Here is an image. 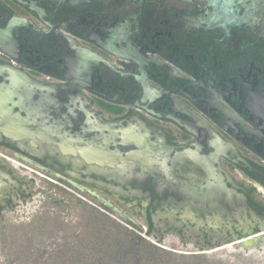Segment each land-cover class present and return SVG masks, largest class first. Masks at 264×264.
Listing matches in <instances>:
<instances>
[{"label":"flooded vegetation","instance_id":"1","mask_svg":"<svg viewBox=\"0 0 264 264\" xmlns=\"http://www.w3.org/2000/svg\"><path fill=\"white\" fill-rule=\"evenodd\" d=\"M0 69L31 128L0 130V214L26 170L152 233H264V0H0Z\"/></svg>","mask_w":264,"mask_h":264},{"label":"rangeland","instance_id":"2","mask_svg":"<svg viewBox=\"0 0 264 264\" xmlns=\"http://www.w3.org/2000/svg\"><path fill=\"white\" fill-rule=\"evenodd\" d=\"M17 173L23 182L16 183V188L1 190L4 210L0 214V264H61L65 259L62 256L63 247L96 258L95 247L105 235L101 230L100 213L115 219L158 247L161 264H264V243L260 248L234 247L229 232L216 227L206 235L189 226L179 233L175 226L180 224L173 217L156 218L155 232L147 235L144 217H135L140 224L137 227L142 229L139 231L119 220L115 214L105 211L90 197L68 191L54 180L26 170ZM66 201L68 204H64ZM40 222L45 223L41 225ZM124 237L123 255L126 257L125 252L129 251L131 244L128 242L130 238ZM163 251L201 258L173 260ZM125 259H131L130 255ZM108 262L106 259L104 263L110 264ZM130 263L132 260H129Z\"/></svg>","mask_w":264,"mask_h":264},{"label":"trees","instance_id":"3","mask_svg":"<svg viewBox=\"0 0 264 264\" xmlns=\"http://www.w3.org/2000/svg\"><path fill=\"white\" fill-rule=\"evenodd\" d=\"M103 209L109 213L111 211L104 207ZM100 220L102 219V228L103 233L105 234L102 239L99 240V245L94 250V254L97 255L96 258H90L89 255H82L75 253V251L68 249L67 247H63L65 259L62 260L60 263L61 264H105V260L108 259L110 264H128L129 260H132V263L130 264H142V263H147V264H161L160 256H159V248L156 247L155 245L150 244L147 242L146 239H144L141 235L135 234L129 229H127L124 225H122L120 222L116 221L115 219L109 217L106 214H99ZM39 222V221H35ZM33 223V222H32ZM41 223V222H40ZM42 222L41 225H44ZM111 223V224H110ZM127 225L131 226L134 229H137L138 227L128 223ZM139 231H142V229H137ZM153 230V223H149V230L146 233L147 235H150ZM128 236L130 240V248H128V252H125L126 257L123 255V239H126ZM69 247V246H68ZM6 248V247H5ZM94 248V249H95ZM41 252V251H40ZM59 252V251H58ZM167 256L170 259H178V258H186L187 261L192 260L193 258H201L200 256L197 255H184L182 256L181 254L178 253H170V252H165ZM130 255L131 259H125L127 256ZM189 256V257H188ZM63 257V258H64ZM85 259V260H83ZM11 264H14L11 262Z\"/></svg>","mask_w":264,"mask_h":264},{"label":"water","instance_id":"4","mask_svg":"<svg viewBox=\"0 0 264 264\" xmlns=\"http://www.w3.org/2000/svg\"><path fill=\"white\" fill-rule=\"evenodd\" d=\"M15 84H16V81L14 80V78H12L11 85H15ZM6 94H8L7 91H5V95ZM2 96H3V94L0 93V121L6 120L8 122L5 124H0V130H3L6 135H8L9 137H12L14 139H20L23 137H30L31 136L30 135L31 134L30 125L24 123V119H20L19 116L10 115L8 108L4 106V104H7L8 100L2 99ZM13 120L20 121V123H12ZM17 157L22 159L27 164L45 171V169L41 165L33 162L32 160H30L24 156H21L19 154H17ZM71 183L77 188V190L79 192L87 193L92 198L97 199L100 203H102L103 205H105L106 207L111 209L114 213L119 214V215L127 218L130 222H132L134 224H137V222L134 219H132L131 217H129L128 215L123 213L109 199L105 198L104 196L98 194L97 192L90 190V189H88L82 185H79V184L73 183V182H71ZM263 239H264V233L252 235V236L241 238L235 242H232V244H233L232 246L240 247L243 249L259 248Z\"/></svg>","mask_w":264,"mask_h":264}]
</instances>
